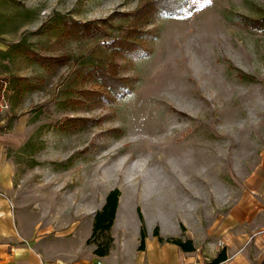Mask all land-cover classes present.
Wrapping results in <instances>:
<instances>
[{"label":"rangeland","instance_id":"rangeland-1","mask_svg":"<svg viewBox=\"0 0 264 264\" xmlns=\"http://www.w3.org/2000/svg\"><path fill=\"white\" fill-rule=\"evenodd\" d=\"M146 1L0 0V150L14 162L16 198L41 195L58 220L85 227L119 188L131 227L141 201L151 228L178 233L184 222L200 240L201 219L209 227L264 182V30L248 23L264 18V0L155 15L128 56L59 23L97 21L110 33ZM25 45L62 60L31 61ZM104 59L125 79L120 95L83 76Z\"/></svg>","mask_w":264,"mask_h":264},{"label":"crops","instance_id":"crops-1","mask_svg":"<svg viewBox=\"0 0 264 264\" xmlns=\"http://www.w3.org/2000/svg\"><path fill=\"white\" fill-rule=\"evenodd\" d=\"M1 151L0 264H210L222 251L226 259L219 264H264V182L257 197L249 195L240 205H228L220 217L212 218L209 227L203 226L201 219L200 240L184 222H180L178 233L168 231L160 222L151 228L141 201L137 202L140 222L131 227L121 195L111 229L113 247L108 255L99 256L95 253L96 246L87 242L93 231L94 216L104 206L106 197L85 227L73 216L58 220L44 206L41 195L29 205L16 198L19 184L15 165ZM139 210L147 229L145 249L139 248L142 230ZM182 226L194 242L193 252L161 242L154 234L158 227L164 238L181 237Z\"/></svg>","mask_w":264,"mask_h":264},{"label":"trees","instance_id":"trees-1","mask_svg":"<svg viewBox=\"0 0 264 264\" xmlns=\"http://www.w3.org/2000/svg\"><path fill=\"white\" fill-rule=\"evenodd\" d=\"M200 7L199 0H147L139 8L132 12L122 14L128 19V24L120 25L113 32L108 33L104 28L99 26L97 21L82 22L75 20L66 15L59 16V23L62 29L71 36L79 39L102 38L105 48L111 53L112 57L128 56L137 53L140 49L139 45L133 40L137 35L142 33L141 26L153 18L155 15L163 14L166 16H187ZM248 21L246 20L245 23ZM258 29L264 30V18L248 22ZM21 45L17 44L16 46ZM25 56L34 62L48 64L50 60H62L59 58H50L41 55L29 46L25 45ZM118 66L115 62L104 59L100 63L92 64L90 67L83 68L82 73L86 78H95L99 85L105 90L120 95L123 88L126 87L125 79L117 76ZM24 88H18L21 93ZM85 95H92L94 91H82ZM96 92L95 94H99ZM121 190L119 188L112 189L106 196L104 206L98 210L94 216L93 231L88 242L95 243V253L99 256H106L110 253L114 238L111 229L114 225ZM139 216L142 221L140 249H145L147 229L144 217L139 210ZM154 234L159 237L161 242H168L178 245L182 250L193 252L196 250L192 239H184L183 237H167L160 236L159 228L156 227ZM226 259V253L220 252L210 264H219Z\"/></svg>","mask_w":264,"mask_h":264},{"label":"built area","instance_id":"built-area-1","mask_svg":"<svg viewBox=\"0 0 264 264\" xmlns=\"http://www.w3.org/2000/svg\"><path fill=\"white\" fill-rule=\"evenodd\" d=\"M101 263V262H100Z\"/></svg>","mask_w":264,"mask_h":264}]
</instances>
